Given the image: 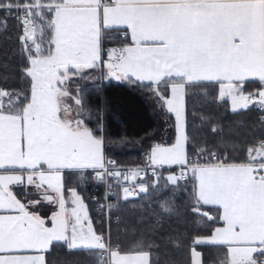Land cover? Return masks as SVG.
Returning a JSON list of instances; mask_svg holds the SVG:
<instances>
[{
	"label": "snow or ice",
	"instance_id": "snow-or-ice-1",
	"mask_svg": "<svg viewBox=\"0 0 264 264\" xmlns=\"http://www.w3.org/2000/svg\"><path fill=\"white\" fill-rule=\"evenodd\" d=\"M10 21L27 87H0V264H63L61 248L89 254L91 264H157L150 251L123 253L97 232L77 188L65 195L66 177L121 175L69 83L104 67L102 78L146 90L174 117V142L156 144L148 159L181 166L167 178L174 187L191 173L194 215L212 219L204 205L222 211L224 227L195 243L227 244L223 264H264V137L239 161L207 146L190 158L185 103L190 88L217 87L232 112H264V0H0V31ZM161 207L169 211L166 201ZM200 256L193 248L190 264H203Z\"/></svg>",
	"mask_w": 264,
	"mask_h": 264
},
{
	"label": "trees",
	"instance_id": "trees-1",
	"mask_svg": "<svg viewBox=\"0 0 264 264\" xmlns=\"http://www.w3.org/2000/svg\"><path fill=\"white\" fill-rule=\"evenodd\" d=\"M17 36L18 27L11 21L7 31H0V87L19 90L27 84L21 78L24 60ZM102 73V68L90 69L85 72L87 78L75 77L70 84L89 105V126L104 136L105 159L126 167L148 166V156L156 144L174 142V117L147 99L146 90H136L126 82L107 81ZM217 97V87H192L188 91L187 120L195 137V143L188 145L190 158H198L199 148L207 146L218 155L239 161L245 158L249 145L264 137V124L253 110L234 113L229 100ZM212 128H216L215 133ZM169 175H176V169H161L155 176L144 178L140 185H147V192L140 191L128 199H123L122 192L117 194L111 212L119 220L112 223L111 230L121 252L147 250L157 264H190L195 248L203 264H223L228 258L227 247L195 243L197 237H207L221 227L218 211L203 206L201 211L208 212L212 219L194 215L191 179L179 180L180 187H174L167 180ZM86 179L88 182L75 175L66 177L65 188L66 192L69 187L77 188L90 199L93 211L94 185L91 176ZM165 201L169 211L161 207ZM47 210L48 206H43L41 214ZM103 230L97 227V232ZM149 244L152 247L146 248ZM56 253L63 256V264H91L89 254L66 255L62 248Z\"/></svg>",
	"mask_w": 264,
	"mask_h": 264
},
{
	"label": "built area",
	"instance_id": "built-area-1",
	"mask_svg": "<svg viewBox=\"0 0 264 264\" xmlns=\"http://www.w3.org/2000/svg\"><path fill=\"white\" fill-rule=\"evenodd\" d=\"M253 110L262 121L261 117L264 116V112L256 108H249ZM112 162L110 167L112 170L121 173L118 177H109L105 176L103 181L96 179L94 176L91 177L93 188V197L92 201L94 204V209L91 215V222L99 228H103V232L109 234L112 237L114 244H118L121 248L120 243L113 237L111 225L119 220L118 216L112 215V205L117 197L119 192L124 193V188H127L129 191L128 196L135 197L140 193V183L147 176H154L153 171L156 172L161 170L157 167L152 166H136V167H126L118 165L116 160ZM168 169V168H167ZM176 175L179 176L181 172V167H175ZM187 175V174H186ZM188 176V175H187ZM182 182L189 181L188 179H181ZM110 208V211H109Z\"/></svg>",
	"mask_w": 264,
	"mask_h": 264
},
{
	"label": "crops",
	"instance_id": "crops-1",
	"mask_svg": "<svg viewBox=\"0 0 264 264\" xmlns=\"http://www.w3.org/2000/svg\"><path fill=\"white\" fill-rule=\"evenodd\" d=\"M115 39H116V37L114 36L113 37V40L112 41H109L108 42V44H109V46H112L113 45V41H115ZM103 69V71H104V73H106L107 72V68L106 67H104V68H102ZM90 69H87V70H85V72H87V71H89ZM75 78V77H74ZM107 81H110V80H108L107 79ZM111 81H114V82H116V83H122V82H120V81H116V80H111ZM70 83V82H69ZM250 83H253V82H250ZM248 85H246V87H247ZM218 89V88H217ZM227 100V99H226ZM230 101V100H229ZM185 103H186V98H185ZM230 105H231V102H230ZM230 109H231V107H230ZM172 115V114H171ZM148 166H152V167H157V168H159V169H167V168H175V167H181L180 165H164V166H162V167H160V166H155V165H152L151 163H150V161H149V163H148ZM88 172H91L92 170L91 169H89V170H87ZM186 174L188 175V177H189V179H191V173L190 172H187L186 171ZM85 179V181L87 180L86 178H83V177H81V180H84ZM86 182H88V181H86ZM88 184V183H87ZM14 188H18V186H13ZM78 191V190H77ZM79 192V191H78ZM80 193V192H79ZM81 194V193H80ZM65 195H66V197L67 198H70V193H68V192H66L65 193ZM82 195V194H81ZM83 196V195H82ZM122 197H124V193L122 194ZM128 199V198H127ZM84 202H85V204L87 205V211H88V215H89V217H90V219H91V215H92V209H91V205H92V202L90 201V199H87L86 197H84ZM44 206H48V205H44ZM204 206H206V207H209V208H212V209H215L216 211H218V213H219V216L221 217L222 216V211L221 210H219L218 209V207L217 206H213V205H204ZM49 207V206H48ZM45 212V214L47 213V211H44ZM211 217V216H210ZM220 221H221V223H222V225H221V227H224V223H223V220L220 218ZM92 226H93V228L97 231V227L92 223ZM220 228V227H219ZM214 233V232H213ZM197 245H209V246H223V247H227V249H228V245L227 244H197ZM198 252V251H197Z\"/></svg>",
	"mask_w": 264,
	"mask_h": 264
},
{
	"label": "rangeland",
	"instance_id": "rangeland-1",
	"mask_svg": "<svg viewBox=\"0 0 264 264\" xmlns=\"http://www.w3.org/2000/svg\"><path fill=\"white\" fill-rule=\"evenodd\" d=\"M92 177V176H91ZM124 196H125V193H124ZM129 197H132V196H128L127 198H129ZM123 199H125L124 197H123ZM200 259H201V256H200Z\"/></svg>",
	"mask_w": 264,
	"mask_h": 264
}]
</instances>
